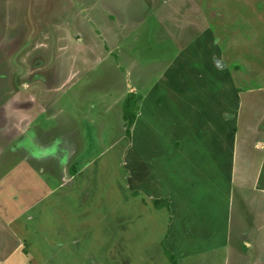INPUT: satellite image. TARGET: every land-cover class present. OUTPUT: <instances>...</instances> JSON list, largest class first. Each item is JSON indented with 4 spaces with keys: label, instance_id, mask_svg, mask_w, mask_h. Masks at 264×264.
I'll return each instance as SVG.
<instances>
[{
    "label": "rangeland",
    "instance_id": "rangeland-1",
    "mask_svg": "<svg viewBox=\"0 0 264 264\" xmlns=\"http://www.w3.org/2000/svg\"><path fill=\"white\" fill-rule=\"evenodd\" d=\"M192 27L210 29L205 44L213 41L216 49L220 46L217 58L213 59L215 64L230 66V72L221 70L220 73L232 79L234 87L230 100L237 109L240 108V112H237L239 120L234 124L238 137L235 145L238 172L227 187L230 198L234 197L235 205L240 206L238 202L244 199L247 188L258 189L253 178L258 169L252 171L243 163L244 146L252 150L256 158L264 156V0H0V180L6 179L3 188L17 193L19 188L14 181L22 178L25 182L26 175L19 169L13 170L9 159H13L12 163L16 165L27 151L34 153L37 160L43 156L46 159L48 155L58 157L64 154L59 162L61 174L69 168L65 158L73 150L71 138L74 137L77 145L85 147L76 158L79 170L87 161H94L104 154L113 142H120L116 140L121 134L118 117L105 107L111 104L108 96L112 95L116 100L125 99L133 90L131 88L127 92L130 89L128 84L133 81L137 94L144 96L148 88L145 91L143 88L156 85L161 77L152 97L154 104H166L163 114L172 116L173 126L176 125L177 130L180 128L182 133L191 127L198 132L203 129L205 137L215 127L214 136L221 137V128L216 127V115L212 111L222 107L217 91L224 93L225 89L216 75L204 70L211 51L200 40L197 46L181 52L185 42L189 44L192 41L190 37L200 38L196 34L185 36L186 30H192ZM182 37L188 41L184 42ZM222 52L228 53V58ZM230 58L232 63H229ZM186 62L193 64L191 70L182 69L181 64ZM130 66L134 69L129 76L124 70ZM167 74H175L176 77H170L171 80ZM141 83H144L143 87ZM157 95H160L158 99ZM194 114L199 115L196 124L189 125ZM123 138H127L126 134ZM168 138L165 134L160 135V143L168 145ZM204 142L203 138L200 143ZM132 146L128 139L120 159L113 155L107 158L120 162L117 176H122L120 183L124 196L130 192L132 196L140 193L129 184ZM201 149L203 151L191 148L183 154H162L155 162L169 177L167 187L172 180L179 183L190 179L188 184L195 181L188 190L186 202L191 208L199 202L204 203L225 223L227 216L221 217L220 208L212 206L216 201L215 184L210 176L208 178L205 172L199 171H210V154L214 150L207 146H201ZM168 155L175 157H169L167 161ZM218 156L223 164L227 162L221 151ZM54 170L56 164L43 174L34 171L38 180L47 182L50 190L64 185L58 177H51ZM241 170H244L243 174ZM153 172L160 175L157 170ZM116 180L119 182V178ZM154 182L159 188L158 178ZM223 182L220 185L224 187ZM96 185L94 193L99 189L95 188ZM42 187V194L38 190L36 195L45 193V186ZM211 193L212 198H209ZM218 193L221 197L225 195L220 190ZM94 196L92 193V200ZM95 199H99L98 195ZM56 200L60 207L62 201L59 196ZM245 214L254 219L252 212ZM120 223H123L121 219ZM226 227L219 228L218 235L226 233L229 228ZM6 232L11 236L8 230ZM111 234L113 232L109 230L103 232L110 241ZM179 234L181 247L192 248L185 233L179 230ZM8 240L5 243L0 240V252L6 256L17 245L16 239L11 237ZM60 240L67 245L64 235ZM131 240L130 232L124 233L123 230L121 234L118 231L115 240L112 238L103 246L105 251L102 253L109 254V258L96 254L103 248L102 244L97 248L91 245L86 255H96L99 263L89 264H150V257H143L135 249V252H130ZM60 250L74 255L78 253L72 246ZM123 253H127L128 258ZM207 256L212 259L210 264L222 263L216 254L186 257L185 262H204ZM154 264L165 263L156 261Z\"/></svg>",
    "mask_w": 264,
    "mask_h": 264
},
{
    "label": "crops",
    "instance_id": "crops-1",
    "mask_svg": "<svg viewBox=\"0 0 264 264\" xmlns=\"http://www.w3.org/2000/svg\"><path fill=\"white\" fill-rule=\"evenodd\" d=\"M181 30L183 32V29ZM209 30L206 28L196 29L195 27H192V30H186V37L196 34V37L200 36V38L190 37L192 41L188 44L185 42L188 39H184L185 36L182 37L185 48H181V52L197 46L200 40L203 41L205 48L211 51L210 56L205 61L208 66L204 70L210 75H216L217 80L224 84L225 89L224 93H221L220 90L217 91V98L222 101V107L212 111L216 115V127L221 128V130L219 128L222 133L221 137L214 136L215 127L206 137L202 134L203 129L198 132L195 127H191L189 131L184 133L181 132L180 128L177 130V126L172 124V116L168 117L163 114L162 109L166 104L161 103L159 106L154 104L152 92L155 87L158 89L157 85L161 82V77L156 85L143 88L144 91L148 88L144 96L137 94L135 82L130 79L133 83L128 84L130 89L127 92H130L132 88L130 93L138 96L140 102H138L137 117L129 130V136L126 132V121L122 109L128 95L125 99L120 98V100H116L112 95L108 96L111 104L105 109L113 110L118 117L121 137L119 136L120 138L118 137L116 140L118 139L120 142H113L111 148L105 150L104 154L96 160L87 161L81 168L82 170H79L80 165L76 162V158L85 147L84 145H77L74 137L71 138L73 150L67 153L65 158L69 168L71 166L67 172L61 168L63 172L59 174V162L63 160L64 154L58 157L48 155L46 159L43 156L37 160L34 153L27 151L16 165L12 163L13 159H9L10 167L13 170L19 169L26 175V179L25 182L22 178H17L14 181L15 186L19 188L17 193H11L6 187L3 188L6 179L0 180V227H2L0 240L3 243L8 239L10 240L11 237L17 240L16 248L10 255L6 256V253L0 252V264H9L10 260L15 261L14 264L99 263L96 255H86V252L91 245L97 248L101 244L102 247L109 244L108 235L106 237L103 235V232H108V230L113 232L111 234L113 240H115L118 231L121 234L123 230L124 233L130 232L132 238L130 252L133 253L136 250V253L140 252L143 257H150V264H154L156 261L172 264L166 251H170L174 255L177 264H187L185 262L186 257L199 254H216V257L221 260V264H264V156L261 159V156L256 158L253 151L250 148L251 151H249L248 147L244 146V150H246L243 153L244 165L252 171L258 169L257 175L253 177L257 183L258 189L256 190L258 192L255 189L247 188L244 199L241 203L238 202L240 206H236L234 197L231 196L230 198V191L227 186L238 172L235 165V152H237L235 145H237L238 137L234 124L239 120L237 112H240V108L237 109L232 99L230 100V95L233 93L231 91L232 86L234 87L232 79L230 76H224L220 73L221 70L230 72V66L228 67L224 63L218 66L219 64H215L213 60L214 57L217 58L216 55H218L220 46L218 45L219 47L216 49V43L214 44L213 41L205 44L207 38L209 39V36H206L210 32ZM188 31L190 32L188 33ZM220 38L221 36H219ZM210 39L214 38L211 37ZM223 54L228 58V53L224 52ZM229 63H232V58H230ZM181 65L184 71L193 68L191 62ZM117 68H119L118 65ZM133 69L134 66H130L124 72L130 76ZM229 75L233 77L232 74L229 73ZM170 77L175 78L176 75H169L168 78L171 79ZM181 78H183L182 75ZM141 86L143 87L144 83H141ZM159 97L160 95H157L156 99ZM229 103L231 105L228 106ZM198 116L194 114L189 125L195 126ZM228 121H231V124ZM161 131L169 137L170 143L168 145L164 146L160 143V135H163L160 134ZM122 132L126 134L127 138L122 139V136L125 135H122ZM193 137L194 139H192ZM203 138L205 142L201 144ZM128 139L133 143L130 152L132 171L129 184L131 188L140 191L136 196H132V192L124 196L120 183L122 176H117L120 162L115 159L122 157V149ZM177 141L178 143H176ZM201 146H207L214 150L210 154V171L207 172L204 169H199V171L205 172L208 178L210 176L211 182L215 184L216 201L212 206L220 208L221 217L222 215L227 216L225 223H222L220 216L207 208L204 203L199 202L198 205L191 208L190 204L186 202L188 190L195 181L191 180V183L188 184L190 179L187 181L183 179V182L180 181L179 183L172 180V184L167 187L169 177L164 173V169L158 167L159 164L156 165L155 162L162 154L173 152L183 154L191 148L196 151H203ZM220 151L227 159L224 164L218 156ZM225 152L228 153L225 155ZM108 155H113L115 159L113 161L107 159ZM169 157L168 155L167 161L175 156ZM103 162L105 164L101 165ZM52 164H56V171H53L51 177H58L60 183L64 185L50 190L47 188V182L38 180L35 172L38 171V174H43L49 171ZM195 168L198 167L195 166ZM72 170L75 173L73 175L71 174ZM154 170H157L160 175L156 176ZM243 171L241 170L240 173L243 174ZM247 175L245 174V176ZM116 178H119V182ZM155 178L159 180V188L155 186ZM222 182L225 184L224 187L220 185ZM94 184L96 185L95 188L99 187L97 193H94ZM42 186H45V193L41 196L36 195L38 190L42 194ZM219 190L224 192V197L219 196ZM92 193L95 196L98 195L99 199L96 200L94 196L92 200ZM212 195L213 193L209 198H212ZM58 196L62 201L60 207L57 206L56 199ZM157 199L168 200L169 207L157 209L152 204ZM221 199L222 201H220ZM243 207L246 210H243ZM249 211L254 215V219L246 216L245 212ZM120 219L123 221L122 224ZM225 226L229 227H226L227 232L218 235V229H224ZM6 230L10 232L11 236ZM179 230L185 233L186 241L188 244H192V248L181 247ZM63 235L66 237L67 245H64L60 240V236ZM70 242L72 245L69 244ZM71 246L77 248V254L60 250L61 248L68 249ZM209 246L211 247L208 250ZM203 249L208 251L204 252ZM102 251H105L104 247L96 254L103 255ZM123 254L128 258L127 253ZM103 256L109 258V254ZM211 261L212 259L207 256L206 261L192 262V264H200L201 262L210 264Z\"/></svg>",
    "mask_w": 264,
    "mask_h": 264
},
{
    "label": "trees",
    "instance_id": "trees-1",
    "mask_svg": "<svg viewBox=\"0 0 264 264\" xmlns=\"http://www.w3.org/2000/svg\"><path fill=\"white\" fill-rule=\"evenodd\" d=\"M138 102H140L139 97H137L135 94L130 93L128 94V96L126 97L124 103H123V107L122 109L124 110V120L126 121V127H127V134L129 136L130 132V128L133 125V123L136 120L137 117V106H138ZM71 174H75L74 171H71ZM152 204L157 208H164V207H169L168 205V200L165 199H157L154 202H152ZM167 256L169 257L170 261L172 262V264H177V260L174 257V255L170 252V251H166Z\"/></svg>",
    "mask_w": 264,
    "mask_h": 264
}]
</instances>
